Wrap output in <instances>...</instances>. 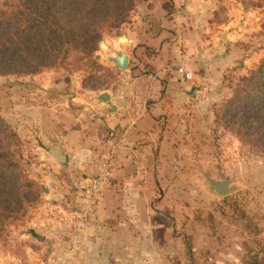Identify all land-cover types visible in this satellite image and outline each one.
Masks as SVG:
<instances>
[{
    "label": "crops",
    "instance_id": "0c3cea01",
    "mask_svg": "<svg viewBox=\"0 0 264 264\" xmlns=\"http://www.w3.org/2000/svg\"><path fill=\"white\" fill-rule=\"evenodd\" d=\"M213 1L141 0L121 33L103 41L101 57L109 60L118 50L128 55L131 78L125 84L132 90L127 86L120 94L99 90L41 102L23 97L3 111L27 144L23 157L29 175L52 183L54 198L58 172L67 171L73 187L63 197L77 220L68 228L64 224L63 241L55 238L60 253L51 259L54 264L183 263L184 239L167 214H173L168 203L177 196L171 184L180 177L168 176L167 168L185 163L183 144L189 145L206 119L203 113L213 100L208 91L224 86L223 73L239 57L231 40L235 34L206 22ZM44 73L32 79L44 80ZM148 78L155 80L152 89L141 86ZM102 92L106 101L99 99ZM97 136L106 142L97 144ZM56 148L64 163L52 156ZM56 227L48 225L49 230ZM233 245L227 264L237 261ZM204 260L196 263H209Z\"/></svg>",
    "mask_w": 264,
    "mask_h": 264
},
{
    "label": "rangeland",
    "instance_id": "374dc122",
    "mask_svg": "<svg viewBox=\"0 0 264 264\" xmlns=\"http://www.w3.org/2000/svg\"><path fill=\"white\" fill-rule=\"evenodd\" d=\"M208 9V26L211 29L217 26V30L226 26L227 34L234 33L231 40L238 47L239 57L237 64L227 66V72L223 73L227 75L224 86L217 91L215 88L208 91L213 100L203 113L206 119H201L197 125L189 145L183 144L181 154L185 163L182 167L167 168L168 176L180 177L178 183L171 184L175 189L171 194L177 196L168 203V211L173 214H167L177 224L178 237L184 239L182 264H197L196 260H204L203 257L206 258L204 261H209L207 264H227L231 242H234L232 251L237 260L233 264H264V157L248 150L215 116L216 110L231 97L238 79L264 57V0H214ZM120 33L121 29H117L104 34L99 51L105 50L103 41L106 38ZM99 51L97 61L100 66L94 70L92 78L84 72L64 70L44 71V80H33L31 75L0 76V114L5 118L3 111L23 97L31 102H41L71 94L89 96L99 90L120 94L129 90L127 86L132 90L133 85L125 84L131 78L128 69L115 72L108 58L103 54L101 57ZM46 80L53 84L52 87ZM141 86L152 89L155 80L144 79ZM96 138L97 144L106 142L100 136ZM25 145L22 140L24 168ZM57 174L61 182L56 185L59 194L55 198L49 194V188L54 189L52 183L32 178L41 188L40 197L8 228L6 240L0 241V264H54L51 259L60 253L55 251L59 249L54 246L55 238L63 241L64 224L68 228L77 220L68 214L67 209L72 204L63 197L73 189L67 183V171ZM223 178L230 179L235 189L219 196L209 190V179L221 182ZM54 223L57 224L56 231L49 230L48 225Z\"/></svg>",
    "mask_w": 264,
    "mask_h": 264
},
{
    "label": "trees",
    "instance_id": "16d2710c",
    "mask_svg": "<svg viewBox=\"0 0 264 264\" xmlns=\"http://www.w3.org/2000/svg\"><path fill=\"white\" fill-rule=\"evenodd\" d=\"M137 2L0 0V76L64 70L94 77L103 35L129 22ZM215 116L248 150L264 157V57L238 79ZM21 146V137L0 114V241L41 194L25 171Z\"/></svg>",
    "mask_w": 264,
    "mask_h": 264
},
{
    "label": "water",
    "instance_id": "95a60500",
    "mask_svg": "<svg viewBox=\"0 0 264 264\" xmlns=\"http://www.w3.org/2000/svg\"><path fill=\"white\" fill-rule=\"evenodd\" d=\"M109 60L114 64L115 68L118 70H127L129 67V57L126 53L118 50L115 52L114 56H110ZM99 99L106 101L107 92H102L99 95ZM52 156L57 160L59 163H64L65 158L60 154V150L58 148L51 150ZM235 189V185L231 184L230 179L223 178L221 182L215 181L213 179H209V190L214 192L219 196H224Z\"/></svg>",
    "mask_w": 264,
    "mask_h": 264
},
{
    "label": "built area",
    "instance_id": "2783aa9c",
    "mask_svg": "<svg viewBox=\"0 0 264 264\" xmlns=\"http://www.w3.org/2000/svg\"><path fill=\"white\" fill-rule=\"evenodd\" d=\"M178 72L182 73L183 76L187 79H190L191 78V73L188 72V71H184L181 67L178 68ZM107 159L105 158L104 160V164L106 163Z\"/></svg>",
    "mask_w": 264,
    "mask_h": 264
}]
</instances>
